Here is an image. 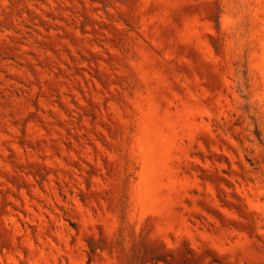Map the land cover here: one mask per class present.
Instances as JSON below:
<instances>
[{
	"label": "rangeland",
	"instance_id": "374dc122",
	"mask_svg": "<svg viewBox=\"0 0 264 264\" xmlns=\"http://www.w3.org/2000/svg\"><path fill=\"white\" fill-rule=\"evenodd\" d=\"M0 264H264V0H0Z\"/></svg>",
	"mask_w": 264,
	"mask_h": 264
}]
</instances>
